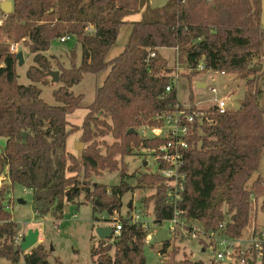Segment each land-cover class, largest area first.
I'll use <instances>...</instances> for the list:
<instances>
[{
	"label": "trees",
	"instance_id": "obj_1",
	"mask_svg": "<svg viewBox=\"0 0 264 264\" xmlns=\"http://www.w3.org/2000/svg\"><path fill=\"white\" fill-rule=\"evenodd\" d=\"M262 13V0H168L158 7L150 0H14L13 11L0 26V136L7 138L0 151V264L22 260L24 264H50L51 251L43 242L27 254L16 250L21 230L11 211L16 184L32 192L38 219L48 214L63 218L66 207L79 206L83 195L95 211L119 212L123 196L137 189H154L142 199L144 208L152 206L154 224L160 227L172 218L174 208L166 196L164 178L150 171L129 174L124 158L135 149L150 151L164 141L140 131L163 126V116L176 108L178 66L185 69L190 85L204 71L236 75L245 81L240 107L224 113L215 105L196 107L190 93L192 110L203 113L205 122L196 127L184 155L186 183L180 207L189 221L199 222L208 231L219 229L226 219L225 236L241 238L253 225L260 231L263 227L257 225L255 216L257 202L261 201L264 211V177L254 178V174L264 157V106L260 102L264 70L251 68L264 63ZM136 14H141L139 20H126ZM127 23L132 30L124 50L108 60L121 26ZM67 36L81 46L80 61L74 46L70 66L51 56L57 62L54 69L46 52L53 41ZM9 42H22L33 55L28 85L18 81L19 60ZM163 48L175 50L173 66L161 52ZM50 70L60 72L61 85L53 92L56 105L42 99L39 87L52 83ZM103 71L108 74L83 122L70 123L67 116L81 108L83 101V95L71 88L86 73ZM168 86H172L169 91ZM130 129L137 133H129ZM76 132L84 147L75 153L68 150L67 140ZM105 171H120V183L110 188L96 182L95 177ZM126 177H135L136 184L129 185ZM219 195L222 198L215 205ZM131 206L132 202L128 212ZM119 219L121 235L99 239L92 246L95 264H147L144 239L150 227L130 223L123 215ZM176 237L163 244L160 264H202L186 254L178 257ZM54 264L67 263L56 259ZM212 264L220 263L213 260Z\"/></svg>",
	"mask_w": 264,
	"mask_h": 264
},
{
	"label": "rangeland",
	"instance_id": "obj_2",
	"mask_svg": "<svg viewBox=\"0 0 264 264\" xmlns=\"http://www.w3.org/2000/svg\"><path fill=\"white\" fill-rule=\"evenodd\" d=\"M167 2L168 0H151V4L156 7L163 6ZM262 3V26L264 27V0H262ZM131 30V24L127 23L121 26L118 39L110 50L108 60L118 56L124 50L130 37ZM74 46H77L79 62L81 46L76 43L75 39H70L65 42L57 39L52 42L46 55L52 60L54 69H57V62L51 56L55 55L65 66H70L69 55ZM18 49L19 51L22 50L26 55L24 64L19 65L17 69L19 75L18 81L22 85H28L31 81L27 76V70L29 66L34 63L33 55L28 53L27 48L22 42L19 43ZM161 52L167 58L169 65L173 66L176 60L175 50L173 48H163ZM185 72V69L182 68L180 78L176 79L178 100L181 103L188 104L190 102L191 92L196 99L202 101L201 108L215 105V98L224 99L227 103V107L231 108L236 104H240L244 98L245 81L236 75L204 71L194 77L193 83L190 85ZM107 74L108 71H103L99 74L86 73L83 79L71 88L74 94L83 95V101L81 108L67 116L70 123L80 125L83 122L88 111L87 107L94 101L96 90L103 84ZM203 83H206L205 87L200 86V84ZM60 85L61 83L59 82L51 84L40 83L39 87L41 88L42 99L50 105H56L57 102L53 92L55 89L59 88ZM213 87L217 89L216 95L210 90V88ZM260 102L261 105L264 106V97L260 98ZM140 133L148 137L154 136V133L147 128L140 131ZM79 137L80 132H76L68 138V150L76 153V143L80 142ZM6 141V137L0 136V151L4 150ZM124 161L127 164V173L129 174L135 171L140 173L157 171L160 168L154 153L144 148L135 149L131 155L124 158ZM146 161L148 165L144 166ZM258 175L264 177V157L259 170L254 174V178ZM95 181L112 188L120 183L121 172L105 171L100 176L95 177ZM132 184H136V180ZM153 192L154 189H137L135 192H127L122 198L123 205L120 211H115L117 213L112 212V214H109L108 211H95L93 209V204L87 202L83 195L80 198L81 204H79V206L72 205L70 211L65 213L63 218L57 219L52 214H48L44 218L38 219L32 208V192L16 184L11 193V211L21 229L25 227L26 223H28V229L37 227L42 228L41 236L44 238L43 243H45L47 248L51 251L49 256L50 264H54L56 259H60L67 264H95L96 258H92L91 248L93 245L98 244L99 237L96 232L97 227L109 224L112 225L113 219L119 218L120 215L125 216L129 210L130 202L134 204L136 209L144 208L142 199ZM260 202L261 201L257 202L258 211L255 216V222L258 226L264 228V211L260 209ZM144 209L147 211V219H153V214L150 213L152 206ZM163 226L167 227L168 224L165 223ZM174 245L180 249L179 258L185 257L186 254L188 258L194 261H201L202 264H212L217 252L221 250V248L217 249L216 254L213 253L212 246L203 250V245L198 239L181 240L177 238L174 240ZM162 248L163 243H160L155 236L151 237L149 243H145L147 264L163 263L164 258L161 259L160 254ZM230 260L229 257H225L221 264H228ZM257 263L261 264V260ZM19 264H24V261L22 260Z\"/></svg>",
	"mask_w": 264,
	"mask_h": 264
},
{
	"label": "built area",
	"instance_id": "obj_3",
	"mask_svg": "<svg viewBox=\"0 0 264 264\" xmlns=\"http://www.w3.org/2000/svg\"><path fill=\"white\" fill-rule=\"evenodd\" d=\"M10 1L14 7V0H0V26L8 18V12L2 9V4ZM12 7V9H13ZM71 37H62L60 40L65 42L70 40ZM10 50L13 53L19 51V43L9 42ZM155 53L152 54L154 56ZM200 65V68H203ZM264 70V63H263ZM182 68L178 66L175 73V80L180 78ZM172 86H168L167 90H171ZM211 92L215 95L217 94L216 88H210ZM215 106L220 113H224L229 108L224 99H214ZM196 107H198L196 105ZM164 125L161 127L149 128L154 136L163 138L164 141L160 143L154 149L150 151L154 153L157 161L159 162L160 168L157 171H150L153 173H159L162 178H164L166 196L173 205L174 212L170 219L163 222L168 224L167 227L163 225L158 227L154 224L153 219L148 220L146 217L147 211L144 208L136 209L134 204L131 206V211L127 212L125 218L133 224L141 223L143 227H150L148 234L146 235L144 242L149 243L151 237H156V231L159 228L166 229L168 235L171 237L176 236L181 240H196L203 245V250L208 247H213V253L217 255L214 261L222 263L225 257H229L231 260L228 264H249L256 263L261 260L262 249L264 248V228L257 231L255 225L245 233L241 238H232L225 236L223 230L228 224V219H226L217 230H206L203 225L197 221H189L185 215L184 210L180 207L183 200V192L185 190L186 183V173L183 169L184 166V155L186 150L190 147V138L195 133V129L205 122V115L199 113L197 110H192L190 103L184 104L180 101L177 103L176 108L163 116ZM209 123H212L210 119H207ZM148 165V164H147ZM117 213V212H115ZM153 214V209L150 211ZM149 214V213H148ZM113 236H120L122 232L123 222L119 218L113 219ZM39 228V227H37ZM28 231V223L25 227L20 230L18 236L16 237L17 246L21 244L25 235ZM42 228H40L39 240L41 237ZM171 241V240H170ZM255 251H257V258L255 259ZM26 252L24 254H27ZM255 259V260H254ZM258 264V263H257Z\"/></svg>",
	"mask_w": 264,
	"mask_h": 264
},
{
	"label": "water",
	"instance_id": "obj_4",
	"mask_svg": "<svg viewBox=\"0 0 264 264\" xmlns=\"http://www.w3.org/2000/svg\"><path fill=\"white\" fill-rule=\"evenodd\" d=\"M12 3L10 1L5 2L2 4V9L8 13H11L13 11L12 9ZM17 59L19 60V65H23L25 62V58H24V52L22 50L17 52ZM263 69V64H260L259 66H255L253 68H251V70L254 71H260ZM60 72L58 70H50L48 72V75L51 77L52 79V83H58L60 81V76H59ZM235 108H239L240 105L236 104L234 106ZM129 133H137V131L135 129H130ZM27 136V133H24V137ZM84 147V144L81 142H77L76 143V149L77 151H81ZM148 162L146 161L144 163V166H147ZM136 180L135 177H132L131 179H127V177L124 179V181H126L129 185H131L134 181ZM222 196L219 195L215 205H217L220 200H221ZM70 207L67 206L66 207V213L69 211ZM109 214H112V209H109L108 211ZM97 235L99 237V239L101 240H108L111 239L113 234H114V230H113V226L111 224L109 225H102V226H98L96 229ZM39 235H40V228H30L27 231V234L25 235L23 241L21 242V244L19 246H16V250L20 251L21 253H26L28 252L30 249H32L34 246H36L39 243ZM156 238L158 239V241L160 243H166L169 242L171 240V237L168 235V232L166 229L163 228H159L156 231ZM196 264H199L198 262ZM249 264H253L252 261L249 262Z\"/></svg>",
	"mask_w": 264,
	"mask_h": 264
},
{
	"label": "crops",
	"instance_id": "obj_5",
	"mask_svg": "<svg viewBox=\"0 0 264 264\" xmlns=\"http://www.w3.org/2000/svg\"><path fill=\"white\" fill-rule=\"evenodd\" d=\"M150 3H151V0H150ZM151 5H152V4H151ZM152 6H153V5H152ZM154 7H156V6H154ZM140 18H141V14H136V15H133V16H129V17H127L126 20H129V21H137V20H139ZM200 86H201V87H205V86H206V83L200 84ZM195 103H196V105H197L199 108H201V107H200V106H201V103H202L201 100H198V99H196V97H195ZM209 107H210V106H209ZM207 108H208V107H207ZM43 240H44V238H43V236H41L39 242H40V241L43 242Z\"/></svg>",
	"mask_w": 264,
	"mask_h": 264
}]
</instances>
